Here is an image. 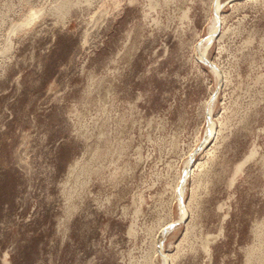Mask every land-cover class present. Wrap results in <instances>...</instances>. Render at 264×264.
I'll use <instances>...</instances> for the list:
<instances>
[{
    "label": "rangeland",
    "instance_id": "1",
    "mask_svg": "<svg viewBox=\"0 0 264 264\" xmlns=\"http://www.w3.org/2000/svg\"><path fill=\"white\" fill-rule=\"evenodd\" d=\"M0 264H264V0H0Z\"/></svg>",
    "mask_w": 264,
    "mask_h": 264
},
{
    "label": "bare ground",
    "instance_id": "2",
    "mask_svg": "<svg viewBox=\"0 0 264 264\" xmlns=\"http://www.w3.org/2000/svg\"><path fill=\"white\" fill-rule=\"evenodd\" d=\"M216 23H217V21L214 20L213 24L210 25L209 32H210V33H211L212 31H213V32H212L211 34L208 33L209 35H208L207 41H208V40H211V39H209V38H211V35H212V37H213L214 30H215V28H216V27H215V26H216ZM206 44H207V43H204L203 46L201 47V51H200V52H201V54H202L203 56L205 55V49H206V46H205V45H206ZM209 125H211V124H209Z\"/></svg>",
    "mask_w": 264,
    "mask_h": 264
}]
</instances>
